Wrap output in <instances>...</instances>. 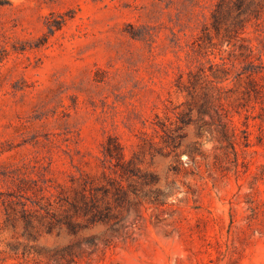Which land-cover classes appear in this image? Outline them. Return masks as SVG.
<instances>
[{"label": "rangeland", "instance_id": "374dc122", "mask_svg": "<svg viewBox=\"0 0 264 264\" xmlns=\"http://www.w3.org/2000/svg\"><path fill=\"white\" fill-rule=\"evenodd\" d=\"M0 264H264V0H0Z\"/></svg>", "mask_w": 264, "mask_h": 264}, {"label": "trees", "instance_id": "16d2710c", "mask_svg": "<svg viewBox=\"0 0 264 264\" xmlns=\"http://www.w3.org/2000/svg\"><path fill=\"white\" fill-rule=\"evenodd\" d=\"M190 112H193V110ZM200 119L203 120L204 125H205V123L207 122V119L204 116H201ZM185 121L186 120H183V122H185ZM191 121H192V119H191ZM185 123H188V122H185ZM181 127L182 126L177 125L176 131L178 132V129H180ZM220 131L222 133V139L224 141L228 140L232 144L233 148L236 150L237 148L235 145V141H233V138H231L225 122L222 123ZM177 135L179 136L180 134H177ZM177 135H176V137H177ZM176 137H175V139H176ZM190 156H192V157L196 156L195 150L190 152ZM115 157L118 160L117 164L119 165V167H118L117 171H118V174L120 175V178H121V179L116 178V181L118 182V184L120 186H122V187L125 186L124 178L129 179L131 177L132 178H135V177L142 178L143 179L142 182H144V183H152V182L156 181V179H157L156 177H154V176L148 177L146 175V173L143 172V170L137 164H135L133 161L127 160L125 157V153H124V151L121 150L120 146L118 147V154ZM130 181L131 180H129V182ZM142 195L147 196L148 194H147V192H144ZM162 197H167V194L165 192H160V194H158V196L156 198H151V199H155L159 203H165L166 201Z\"/></svg>", "mask_w": 264, "mask_h": 264}]
</instances>
